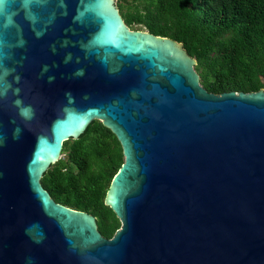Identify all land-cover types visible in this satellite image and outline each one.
<instances>
[{
    "label": "water",
    "instance_id": "95a60500",
    "mask_svg": "<svg viewBox=\"0 0 264 264\" xmlns=\"http://www.w3.org/2000/svg\"><path fill=\"white\" fill-rule=\"evenodd\" d=\"M195 65L116 0H0V264H264V89L209 93ZM93 121L123 156L109 239L40 183Z\"/></svg>",
    "mask_w": 264,
    "mask_h": 264
},
{
    "label": "trees",
    "instance_id": "16d2710c",
    "mask_svg": "<svg viewBox=\"0 0 264 264\" xmlns=\"http://www.w3.org/2000/svg\"><path fill=\"white\" fill-rule=\"evenodd\" d=\"M116 7L131 30L141 26L181 43L207 92L264 89V0H116ZM60 155L42 187L56 203L94 216L99 233L111 238L120 224L104 197L123 163L120 144L93 121L63 142Z\"/></svg>",
    "mask_w": 264,
    "mask_h": 264
},
{
    "label": "clouds",
    "instance_id": "9594fccd",
    "mask_svg": "<svg viewBox=\"0 0 264 264\" xmlns=\"http://www.w3.org/2000/svg\"><path fill=\"white\" fill-rule=\"evenodd\" d=\"M69 57H66L65 59L67 60ZM9 72V69L4 68L2 71H0V96L4 95L6 93L7 87L9 85L6 84L5 82V78L7 77ZM75 75H83V69H77L75 72ZM16 79H18V77H16ZM49 79H52L51 77H49ZM14 92H19V89H13ZM66 95H70L66 94ZM14 104L17 106V111H18V115L24 119V120H30L33 116V109L31 107V105H26L23 104L22 101L17 98L14 101ZM19 134H20V128L16 127L13 130V139H18L19 138Z\"/></svg>",
    "mask_w": 264,
    "mask_h": 264
},
{
    "label": "rangeland",
    "instance_id": "374dc122",
    "mask_svg": "<svg viewBox=\"0 0 264 264\" xmlns=\"http://www.w3.org/2000/svg\"><path fill=\"white\" fill-rule=\"evenodd\" d=\"M137 29H140L141 31H146V30H144V28L143 27H141V26H133V30H137Z\"/></svg>",
    "mask_w": 264,
    "mask_h": 264
}]
</instances>
